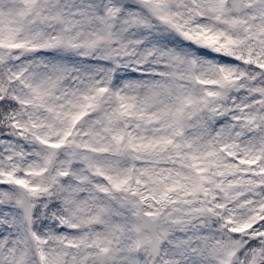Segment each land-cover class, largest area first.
I'll use <instances>...</instances> for the list:
<instances>
[{
  "label": "snow or ice",
  "instance_id": "6c2138e0",
  "mask_svg": "<svg viewBox=\"0 0 264 264\" xmlns=\"http://www.w3.org/2000/svg\"><path fill=\"white\" fill-rule=\"evenodd\" d=\"M0 264H264V0H0Z\"/></svg>",
  "mask_w": 264,
  "mask_h": 264
}]
</instances>
